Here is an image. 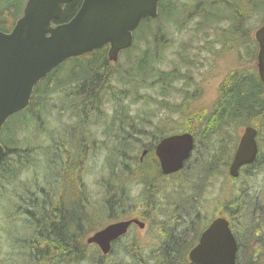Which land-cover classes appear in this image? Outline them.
I'll list each match as a JSON object with an SVG mask.
<instances>
[{
  "label": "trees",
  "instance_id": "trees-1",
  "mask_svg": "<svg viewBox=\"0 0 264 264\" xmlns=\"http://www.w3.org/2000/svg\"><path fill=\"white\" fill-rule=\"evenodd\" d=\"M210 1L212 4L221 3L227 12L221 16L206 9L201 15L205 24L209 25L214 19H227L232 23L231 34L240 35L243 41L251 39L252 31L246 22L253 13H262L264 0ZM167 2L169 4L161 1L156 18L142 20L135 31L133 45L121 52L126 55L123 64L109 60V45L61 63L35 87L31 103L4 124L2 132L8 122L18 115L23 118V124L30 125L33 120L40 125L42 119L39 117L42 118V112H45L47 95L59 89L63 94L62 115L70 110L74 120L73 123H66L63 130L62 140L66 144L61 147L60 143H56L51 150L53 164L62 165L65 181L62 189H55L48 183L39 184L36 191L28 189L20 195L17 212L24 216L28 232L14 241L19 246L18 254L26 253L32 264H197L189 261L188 253L215 216L208 220L209 217L202 214L201 194L186 181L196 167L195 161L203 163V169L198 167L203 181L215 176V172L226 174L223 166L229 164L235 150V145L229 150L228 141L235 137L229 134L223 137L219 133L233 132V125L243 122L258 129L260 150L256 160L244 166L240 177L235 180L242 182L244 176H250L248 173L252 169L264 167V85L257 71L230 72L220 84L218 98L212 105L193 109V99L189 95L179 105H169L167 109L177 112L182 118L177 126L176 119L171 117L154 120L153 112L132 113L130 104L138 101L140 89L157 87L161 95L166 96L178 79L187 76L178 67L168 71L158 65L162 58L160 47L171 42L162 20L171 17L178 7L173 0ZM82 3L83 0H72L66 4L62 16L55 23L68 22ZM4 4L0 8V27L10 25L11 28L16 18L21 17L24 6L18 0H4ZM140 41L147 43L145 49L139 45ZM70 62L73 64L69 74L63 76ZM42 82L45 87L41 89L39 85ZM130 96L132 98L128 102ZM106 103H109L111 113L104 110ZM103 124L106 128L102 133L111 140L105 167L108 175L101 177L98 181L100 189L94 193L89 191L84 181V176L90 171L84 158L88 150L85 142L93 143L90 151L94 152L98 146V126ZM77 129L83 133L79 139L74 138ZM16 130L9 133L11 138L2 142L6 154L0 161V186L14 181L20 172L40 159L41 148L31 145L19 133L17 137ZM183 131L194 134L197 142L194 153L182 170L163 175L155 156V145L163 137ZM145 138L149 142L146 143ZM70 139L78 144L71 150L67 147V140ZM222 145L225 149L221 148ZM143 148L149 149L148 156L153 159L148 167L141 164L135 153ZM135 166L140 170L136 171ZM59 174L60 171L55 170V179L59 178ZM166 177L175 180L177 185ZM135 180L144 185L138 195L135 194L139 190L132 187ZM237 188L221 205L222 214L230 220L235 236L241 234L237 262L244 264L240 256L245 246L242 237L251 235L256 240L251 244L253 254L248 264H263L264 188L256 191L247 183ZM95 194L100 195L97 196L100 197L98 201L94 199ZM244 215L248 223L242 221ZM100 216H105L104 222L97 221ZM132 217L146 223L153 244H144L137 231L115 241L108 255H104L99 248L91 251L86 244L87 236L106 221Z\"/></svg>",
  "mask_w": 264,
  "mask_h": 264
},
{
  "label": "rangeland",
  "instance_id": "rangeland-1",
  "mask_svg": "<svg viewBox=\"0 0 264 264\" xmlns=\"http://www.w3.org/2000/svg\"><path fill=\"white\" fill-rule=\"evenodd\" d=\"M18 1L22 6L27 2V0ZM162 1L168 3L167 0ZM173 1L176 2L178 6L176 11L173 12L171 17H164L162 20L164 29L167 31V35L171 42L160 47L159 52L162 54V58L158 65L162 69L168 71L178 67L181 69L182 73H185L187 76L178 79L174 83L175 87L171 88L172 90L166 96H162L157 87L140 89L137 96L138 101L130 105L133 114L153 112L152 114L155 116L152 118L154 120H157V118L171 117L174 120L176 119L175 126H177L176 123L179 124L182 118L177 112H170L167 109V107H170L169 105H179L184 101L187 95L191 96L193 99V109L212 105L218 98L220 84L230 72H258L257 55L259 46L255 40L254 33L263 23L264 9L262 13L258 15L253 13L246 22V26L252 31L250 42V40L243 41L240 35L234 36L231 34L230 27L232 23L227 19H214L212 22L210 21L209 25L205 24L201 15L206 9L216 11L218 15L221 16L226 15L227 9L223 7L221 3L212 4L210 0H203V2L202 0ZM230 1L232 2L234 0ZM3 2L4 0H0V6ZM144 32H146V28H144ZM139 45L142 49H145L147 43L145 41H140ZM125 59L126 55L124 53L120 54L119 62L121 64H123L122 62H124ZM72 64V62L67 64L65 72L62 74L63 76H68V71ZM39 87L42 89L45 87V83L42 82ZM132 90L133 93H135L136 90L133 88ZM62 96V90L60 89L47 95V101H44L45 112H42V118L39 117L42 119L40 125L33 120L29 122L30 125L23 124V118L17 115L8 122V125L0 134V141L6 142L7 139L12 137L9 133L17 129L15 131L17 137L19 133L21 134V138L27 140L31 145H41L40 147H43L40 149V159L37 160L35 165L20 172L18 174L19 176L16 177L14 181L4 182V186H0V264H32L26 253L18 254L19 246H17V242L14 241L15 239L23 238L28 232L25 227L24 216L17 212V206L21 202L20 195L26 193L28 189L36 191L39 184L48 183L53 188L59 190L60 188L62 189V183L65 182L64 178H62V165L56 166L53 164L50 150L51 146L49 144L47 145V143H51V141L54 144L58 141V138L64 139L62 135L65 134L63 130L66 129V123L74 122L71 118L72 115L70 110H67L66 113L62 115ZM131 98L132 96H130L127 101L130 102ZM104 106H106L104 110L107 113H111L109 103H106ZM25 125L27 126L25 127ZM245 126L247 125L243 122H238L233 125V132H236V141L238 140L237 134L241 136ZM105 128L106 124L98 126V146H96L94 152L90 151L93 147V143H88L87 140L85 142L88 146V150L84 158L85 161H87L86 164L90 168V171L84 176V181L88 184L89 191H93L94 193H97L100 189L98 187V181L101 177L108 175V170L105 167H107L108 153L110 152L107 148L111 144V140L102 133ZM219 134L223 137L225 136L221 132ZM82 135L83 133L81 130L77 129L74 138L79 139ZM67 136L68 135L65 137ZM145 141L147 143L149 139L145 138ZM67 143L69 150L75 148L72 139L67 140ZM234 143L235 139L228 141L229 150L232 149ZM99 147L101 149H99ZM221 148L225 149L223 145ZM144 149L148 148H143L142 151L137 150L135 153L138 155L141 164L148 167L153 159L151 157L149 158V153H147L144 159L140 160ZM232 160L231 158L229 164L223 166L226 169V174H222L221 172L217 174V172H215L213 174L215 176L204 181L201 179L202 175L200 170H198V167L203 169V163L201 161H195L194 165L196 167L189 175V178L186 179V181L190 183L191 188L201 194L200 207L203 211L202 214L209 217L208 220L222 214L223 207L221 205L225 203L226 200L230 199L233 194L232 191H237V187L240 184H250L256 191H260L264 188V167L252 169V171L248 173L250 176H244L242 182H237L229 173ZM86 164H84L85 167ZM55 170L60 171L58 179H55ZM135 170L138 171L140 169L135 166ZM209 170L210 167L207 172H209ZM158 179L162 180V178L159 177ZM167 179L173 183L175 182L173 179ZM133 183V190H139L135 194L138 195L143 190L144 185L138 183L137 180ZM173 183L171 186H173ZM174 184L177 185L176 182ZM232 184L233 187L231 186ZM95 195L94 199L98 201L100 197L97 196L100 195ZM103 217L100 216L96 219L99 222H104L105 219ZM242 221L248 223V219L245 215ZM112 222L114 221H106L102 227ZM136 231L140 232L141 236L139 239H141L144 244H153V239L148 236L147 226L145 229H140L135 225L131 228L130 233H136ZM237 238L240 241L241 234H238ZM254 240H256V237H252L251 235L244 236L243 241H245V246L242 247L240 253L244 264H248L253 254L251 244ZM262 244L264 246V235L262 237ZM89 246L91 251L99 248L94 245Z\"/></svg>",
  "mask_w": 264,
  "mask_h": 264
},
{
  "label": "water",
  "instance_id": "water-1",
  "mask_svg": "<svg viewBox=\"0 0 264 264\" xmlns=\"http://www.w3.org/2000/svg\"><path fill=\"white\" fill-rule=\"evenodd\" d=\"M72 0H28L13 30H0V133L7 119L25 109L37 84L61 63L109 45L108 58L117 62L120 53L134 43V32L146 17L156 18L161 0H83L72 19L55 23ZM254 37L259 45L258 74L264 85V19ZM258 130L252 125L243 135L230 166L238 176L243 165L258 155ZM195 136L189 131L162 138L155 147L164 175L182 170L195 149ZM144 149L140 160L148 153ZM6 148L0 142V161ZM133 224L144 229L138 218L120 220L90 235L86 242L97 244L104 255L113 242L126 235ZM238 244L227 218L214 219L189 252L197 264H238Z\"/></svg>",
  "mask_w": 264,
  "mask_h": 264
},
{
  "label": "flooded vegetation",
  "instance_id": "flooded-vegetation-1",
  "mask_svg": "<svg viewBox=\"0 0 264 264\" xmlns=\"http://www.w3.org/2000/svg\"><path fill=\"white\" fill-rule=\"evenodd\" d=\"M5 4H4V2H3V4L0 6V8H2L3 6H4ZM23 10H24V8H23ZM23 14V13H22ZM22 16V15H21ZM20 18V17H19ZM19 18L17 19L16 18V20H15V25H16V23H17V21L19 20ZM13 23V22H12ZM14 25V26H15ZM10 26V25H9ZM9 26H7V27H5V28H2V27H0V30L2 31V32H5V33H10L12 30H13V28H14V26H11V28L9 27ZM9 118H11V116L9 117ZM8 118V119H9ZM7 119V120H8ZM223 134H229V135H233L234 137L236 136V132H230V133H223ZM238 135V140L236 141V137H235V143L233 144V145H235L234 146V153H235V151H236V149H237V147H238V144H239V142H240V139H241V136L243 135V133H242V135L240 136L239 134H237ZM257 142H258V145H259V148H260V140H259V132H258V134H257ZM56 143H60V145H61V147H62V145H64V144H66V142H64L63 140H62V138H58V141H56L54 144H53V142L51 141V143L50 142H48L47 143V145L49 144L50 146H51V148H50V150H52L53 149V147H54V145L56 144ZM89 143V142H88ZM75 145H78V144H75ZM41 146V145H40ZM40 146H37V147H39V148H43V147H40ZM5 147V146H4ZM36 147V148H37ZM234 156V155H233ZM233 159V158H232ZM244 168V166H242V168L240 169V175H241V171H242V169ZM240 175L238 176V177H236V178H234V179H237V178H239L240 177ZM222 215V214H221ZM133 226H135V224L134 225H132V227ZM234 235H235V233H234ZM236 237V236H235ZM236 239H237V242H239V240H238V238L236 237ZM244 240V236L242 237V241ZM94 246H96L97 247V245H95V244H93ZM238 246H239V243H238ZM241 247L239 246V248H238V250L240 249ZM237 257H238V253H237ZM238 263V262H237ZM263 264H264V258H263Z\"/></svg>",
  "mask_w": 264,
  "mask_h": 264
}]
</instances>
